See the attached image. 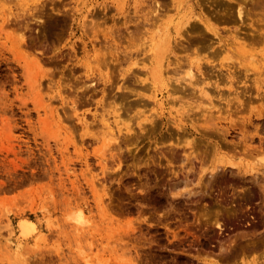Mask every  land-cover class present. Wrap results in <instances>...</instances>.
Masks as SVG:
<instances>
[{
	"label": "rangeland",
	"instance_id": "obj_1",
	"mask_svg": "<svg viewBox=\"0 0 264 264\" xmlns=\"http://www.w3.org/2000/svg\"><path fill=\"white\" fill-rule=\"evenodd\" d=\"M238 1L0 0V264H234L264 250V177L212 171L254 161L243 128L264 146V0H240L243 21ZM157 52L163 84L149 77ZM22 216L42 237L10 259Z\"/></svg>",
	"mask_w": 264,
	"mask_h": 264
},
{
	"label": "bare ground",
	"instance_id": "obj_2",
	"mask_svg": "<svg viewBox=\"0 0 264 264\" xmlns=\"http://www.w3.org/2000/svg\"><path fill=\"white\" fill-rule=\"evenodd\" d=\"M1 1H3V0H1ZM239 1H238V3H239ZM241 1H242L241 2L242 4H243V2L246 3V1L247 2L250 1V3L251 2H254L253 4L256 3V0H241ZM242 9H243V5L241 6V4L239 3V7L237 9V17L240 20L242 18H244L243 17L244 14H243V10ZM197 17H199V21L203 24L204 29L206 31L211 32V33L219 36L218 29H216L215 27L211 26V24H209L208 21L204 17H202L200 14ZM155 19L156 18H154V21H155ZM156 21H157V19H156ZM241 21H243V20H241ZM251 36L253 37L254 35H251ZM261 38H263V37L261 36ZM153 56H155V58L157 59L158 65H157V67L155 69L150 70V73H149L150 76L149 77H151V79H150L151 80V83L153 84V83L159 82L160 84H163V82L165 81L163 79V71L161 70L163 56H161V54L158 53V52L156 54L153 53ZM258 62H260L261 65H264V55L259 58V61ZM184 76L186 78V75H184ZM181 79L182 78H180V80ZM183 79H184V77H183ZM183 79H182V81L187 80V79H184V80ZM192 79H193V72L189 70V79L188 80H190V81L187 80L188 82H190L189 84H192L193 83L192 82ZM196 82L194 81V84H197ZM203 88L205 89L204 86H203ZM206 92H208L207 89H206ZM206 92H205V94H207ZM202 93H204V91ZM236 98H238V97H236ZM153 102L155 104H157V106H162V104H163L161 100H158L156 93L153 94ZM251 113L255 114V111L252 112V110H251ZM262 116H264V113H263V110L260 109L259 111L256 112L255 117L256 118H260ZM250 119H251V116H249V117L241 120L243 122V126L244 127H246V123L247 122H251ZM101 125L103 127L102 129H105V131H106V132H104V134L106 133L105 134L106 135V138L108 140L111 139L113 141L114 138L112 139V137L114 135V132H115L114 130L115 129L113 130L114 127H112L111 122L108 119L103 118L102 121H101ZM226 132H228V130H226ZM241 133H243V136H242V140H243V144H244L243 145L244 146V149L243 150L246 152V155H248L249 158L254 159V161L252 162V160H251V162H248V161L247 162H244L242 160H237L236 161V160H233V159H226L225 161H223L222 165H217V166L213 167L212 171L213 172L216 171V170L218 171L221 166L223 168L231 167L232 169L233 168H236L238 170L239 174L241 173L242 175H244L246 177H251L252 179H255L256 177H259V175H261L262 177H264V146L262 145L261 142H260V144L258 146H251L250 144H247L246 138H248V137L245 136L246 130L243 128L241 130ZM115 136H116V134H115ZM254 137H259L261 139V137H260V130L257 127L254 128V134L252 135V138L254 139ZM101 138H103V137H101ZM111 140H109V141L111 142ZM106 142H108V141H106ZM106 146H107V144H106ZM104 148L105 147H103V149ZM70 215L71 216H69V217L71 218V220L73 222H75L76 225L79 226V227H81V225L82 226H85V225H87L89 223V220L84 216V213L81 212V211L76 212L74 214L72 213ZM215 223L217 225H220L219 221H217V220H216ZM92 227H94V226H92ZM85 228H86V226H85ZM9 231L11 232V233L9 232V234L12 235L13 238H14V240L12 241V243L9 244V247H11V251H10L11 252L10 253L11 256L8 257V258H10V259H11V257L12 258L13 257L14 258H16V257L17 258L18 257L21 258L23 256L24 248H26L27 246L33 244L36 240H38L40 238V235H41V231L39 230V227H38L37 223L34 220H32V219H30L28 217H25V216L19 217L17 219V224L12 228V230L10 228ZM9 234H8V236H9ZM41 237H42V235H41ZM5 246H6V243H5ZM4 251L8 255V252L6 251V249ZM239 253H241V255L239 254L240 256L239 255L238 256L236 255V257H233L232 258L233 261H234V264L236 262H240L241 264H264V250H262L261 252H259L258 251V246H256L255 244L250 249L247 246H245L244 249H241ZM238 257H239V259H237ZM25 259H26V257L24 258V260H22V262H25ZM227 259H229V258H227ZM232 259H231V261H232ZM14 260L15 259H13V261ZM228 261H230V260H228ZM18 264H23V263H18ZM210 264H214V263H210ZM230 264H233V262L230 263Z\"/></svg>",
	"mask_w": 264,
	"mask_h": 264
}]
</instances>
